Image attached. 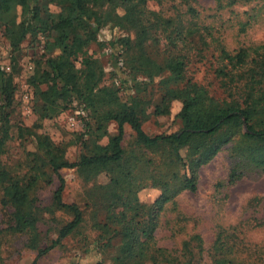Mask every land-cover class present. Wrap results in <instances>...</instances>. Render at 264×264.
Returning <instances> with one entry per match:
<instances>
[{
	"label": "trees",
	"instance_id": "trees-1",
	"mask_svg": "<svg viewBox=\"0 0 264 264\" xmlns=\"http://www.w3.org/2000/svg\"><path fill=\"white\" fill-rule=\"evenodd\" d=\"M151 1L160 6L159 11L149 9ZM49 2L58 12H46L42 18L37 0H0L4 35L12 51H17L27 36L36 41L41 34L47 40L44 69L35 71L30 78L34 96L41 102L39 120L57 117L76 100L84 111L91 112L100 136L91 145L82 141L87 154L70 162L67 152L70 146H76L74 141L56 145L45 134L19 129L20 137L25 132L32 138L35 151L28 153L29 169L22 177L12 176L0 162V204L10 210L9 224L5 230L0 229V238L4 231L26 235L27 247L37 252L32 263L36 264L72 236L82 225L83 215L78 205L63 202L65 182L60 172L75 169L85 183L101 175L107 178L106 184L100 185L107 199L104 226L118 227L121 236L120 256L114 264H190L186 253L157 246L155 231L160 214L180 194L197 191L200 169L227 145H232L231 156L237 160L230 171L229 184L240 179L242 166L264 172V45L240 48L231 54L215 41L212 29L200 22L195 0ZM166 2H178L184 10L168 15L162 10ZM237 2L218 0L216 10L231 9ZM106 26L134 34L112 44L110 52L118 70L123 72L128 62L135 78L143 77L151 83L167 74L160 82L163 94L156 103L151 105L139 96L123 100L118 89L101 86L105 70L87 49L97 43L100 30ZM159 32L171 40L168 44L174 49L193 46L192 39L207 47V38H211L220 62L216 75L226 98L217 100L204 87L185 82L187 57L183 49L171 52L163 64H157L148 54L146 43L158 38ZM129 49L132 57L128 61ZM143 85L138 82L139 87ZM15 90L13 75L0 68V156L9 138L7 110L14 104ZM174 102L181 104L175 115L180 128L169 134L147 135L142 129L147 107L153 106L154 116H168ZM110 122L116 123V134L108 138L106 145H100L98 140L105 137L104 130ZM125 125L135 136L127 150L122 146ZM79 133L78 140L90 135V124L86 122ZM54 178L59 186L51 205L42 208L36 191L39 186L50 185ZM143 189L159 192L149 206L139 202L138 193ZM55 211L68 214L71 220L44 247L38 223ZM229 241L227 230L219 229L212 246L213 264H233L237 248ZM187 245L184 243L185 248Z\"/></svg>",
	"mask_w": 264,
	"mask_h": 264
},
{
	"label": "rangeland",
	"instance_id": "rangeland-1",
	"mask_svg": "<svg viewBox=\"0 0 264 264\" xmlns=\"http://www.w3.org/2000/svg\"><path fill=\"white\" fill-rule=\"evenodd\" d=\"M231 9L217 11L218 0H195L200 11V22L212 29L213 38L234 54L240 48L264 45V0H236ZM193 3V2H192ZM42 18L46 12L57 13L58 9L49 0H37ZM150 10L159 11L160 6L149 2ZM166 14L181 12L178 2H166L162 7ZM181 10V11H178ZM173 12V13H172ZM146 43V50L157 64H163L171 52L183 49L186 54L185 82L191 81L204 87L217 100L226 98L220 78L216 75L219 67L217 51L211 38L205 47L198 39H192L191 47H176L168 43L169 38L160 35ZM133 33L116 27L106 26L100 30L97 43L91 44L87 52L99 61L105 70L101 86L118 89L123 100L134 96L156 103L163 94L160 83L164 76L148 82L143 77H134L128 62L122 72L116 68L110 50L113 42ZM46 39L38 34L36 41L27 36L17 51H12L0 24V68L13 75L14 104L7 110L9 116V138L0 156L4 169L12 176L22 177L28 168V153L34 152L32 138L27 133L20 137L19 129H31L47 135L56 145L70 146L67 159L75 162L88 150L85 144H92L100 133L96 132L97 123L90 111H84L76 100L69 109L49 120H39L41 102L34 96L30 78L37 70L44 69V60L48 57L45 49ZM209 47V48H208ZM200 50L202 53H200ZM132 51H127L128 61ZM77 67L79 65L77 64ZM138 82L145 83L138 86ZM43 88V87H42ZM147 107L142 121V129L149 136L169 134L180 128L175 115L181 104L174 102L168 116H154L153 106ZM74 116L82 125L90 124L91 133L77 139L80 129L71 128L67 120ZM117 125L110 122L105 127V137L99 138L100 145H106L108 138L116 134ZM135 141L134 133L125 125L122 146L127 150ZM232 145L221 149L216 157L199 171L198 188L195 193L184 192L172 203L166 205L159 217V226L155 231L157 246L177 252L186 253L190 264H213L212 246L219 229H226L231 241L236 244L233 264H264V172L252 167H243L240 179L229 184L230 171L237 163L231 156ZM65 185L63 202L76 204L83 215L80 228L61 245L38 259L36 264H114L120 256V233L118 227H105L106 196L100 190L107 178L103 175L96 180L85 183L75 169L61 172ZM59 183L54 178L50 185L39 186L36 191L38 205L42 208L52 203L53 193ZM159 196L156 189H143L138 193L139 202L151 205ZM1 198V194H0ZM10 210L0 204V229L5 230L9 224ZM68 214L55 211L47 214L38 223V231L43 238V246L51 244L57 237L58 229L69 222ZM198 237V238H196ZM26 235L4 231L0 238V251L3 264H32L37 252L27 247ZM184 243H188L186 248ZM190 253V254H189Z\"/></svg>",
	"mask_w": 264,
	"mask_h": 264
},
{
	"label": "built area",
	"instance_id": "built-area-1",
	"mask_svg": "<svg viewBox=\"0 0 264 264\" xmlns=\"http://www.w3.org/2000/svg\"><path fill=\"white\" fill-rule=\"evenodd\" d=\"M67 123L71 128L81 129L83 127L81 122H79L74 116H70L67 120Z\"/></svg>",
	"mask_w": 264,
	"mask_h": 264
}]
</instances>
